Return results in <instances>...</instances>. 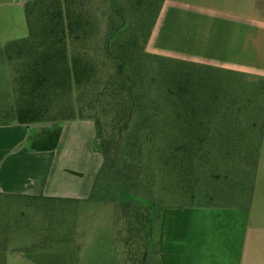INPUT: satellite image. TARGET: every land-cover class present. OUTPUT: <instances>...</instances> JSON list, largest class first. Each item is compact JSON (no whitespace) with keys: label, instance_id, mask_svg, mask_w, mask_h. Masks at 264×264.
Returning a JSON list of instances; mask_svg holds the SVG:
<instances>
[{"label":"trees","instance_id":"1","mask_svg":"<svg viewBox=\"0 0 264 264\" xmlns=\"http://www.w3.org/2000/svg\"><path fill=\"white\" fill-rule=\"evenodd\" d=\"M113 1L97 16L86 0H27L28 36L0 45V64L14 73L11 91H0V126L48 124L31 130L26 147L54 152L62 123L89 120L92 149L102 157L84 200L0 194L6 211L0 233L5 239L22 230L37 236L33 254L46 252L45 241L69 240L70 215L82 202L112 203L130 207L124 218L135 246L129 263L137 264L141 251L142 264L159 218L156 181L167 193L174 175L186 182L196 165L205 178L216 168L220 206L238 205L249 192L264 120V78L220 70L236 76L235 86L220 74L212 79L220 86L209 87L210 75L200 66L146 51L164 0ZM14 251L2 248L0 264ZM51 255L47 261L58 264L59 256Z\"/></svg>","mask_w":264,"mask_h":264},{"label":"crops","instance_id":"2","mask_svg":"<svg viewBox=\"0 0 264 264\" xmlns=\"http://www.w3.org/2000/svg\"><path fill=\"white\" fill-rule=\"evenodd\" d=\"M16 1L0 0V44L28 36L27 0ZM190 16L202 18L200 41L197 32L191 33ZM167 28L172 38L178 29L182 33L167 57L187 61L184 52L193 48L195 36L196 47L201 43L204 56L220 62V70L264 78V0H164L148 51ZM34 127L0 126V194L86 199L102 165L101 155L92 149L93 122L62 123L54 152L28 151L26 139ZM260 133L249 192L238 198V205L162 210L155 225L158 264H264V120ZM208 189L202 197L220 202V181Z\"/></svg>","mask_w":264,"mask_h":264},{"label":"rangeland","instance_id":"3","mask_svg":"<svg viewBox=\"0 0 264 264\" xmlns=\"http://www.w3.org/2000/svg\"><path fill=\"white\" fill-rule=\"evenodd\" d=\"M16 2L18 3L19 1L17 0ZM112 3H114L113 0H110V2L105 0H86V4H88L87 6L89 9L97 16H100L101 12H103L107 6H111ZM190 18L191 20H188V18L186 19L189 23L191 21V25H193L191 27V33L197 32L199 35V39L197 40L200 41L204 36V27L201 26V24H203L201 23L203 22L202 18L196 16H190ZM179 30L181 31V29H178V35H172L174 37L172 38L168 34V28L165 29V33L162 37H159V41L156 40L151 44L150 50L155 54L151 53L150 50L148 51L147 48L146 51L150 55H155L160 58L191 62L200 66L202 68H200L201 72H205L210 75L211 81L208 85L209 87L220 86L217 82L212 80H215L216 78L220 79V74L226 78L234 79L233 83L235 86L236 76L234 78V76L229 73H220V62L212 60L208 55H206V57L204 56V47L200 48L201 43H199L198 47H196L195 36V40L190 43V46H193V48L184 52V55L189 58H186L187 61L167 57V55L171 53V47H173V45L177 47L178 42L181 40L182 33H180ZM104 36L105 35L102 34L100 36V40H103ZM157 44H160L161 48H159ZM194 47H196V49H194ZM213 52L217 53V50H214ZM216 70L218 72L214 75L213 72ZM13 79V70L0 64V91L6 89L10 92ZM5 86L7 88H5ZM241 96H239V101L243 102L239 103V105L244 109L246 101L244 96ZM256 100L258 104L263 102V98L261 97L256 98ZM247 112L248 110L246 113ZM47 126L48 124H39L35 125L34 128L42 129ZM200 166H195L196 172L195 174L187 177L188 182H184L185 180L181 181L178 177L174 178V175L167 193L162 191L161 182H158V180L156 181L157 187L155 191L157 195H155L154 201L156 202L157 198L158 201L161 200V202L158 203L159 205L156 206L157 214H160L162 210L167 207H182L193 204H212L215 202L214 199H204L202 196L204 193L209 191V187H214L216 185V183L213 182L214 179L212 177L216 172V168L214 169V166L209 167L207 171L208 175L205 178L204 175H202L204 174V169ZM76 175L78 176L79 174H75V176ZM141 195L144 198H152L151 195H148V193L145 192ZM5 203L6 202L3 204L5 205ZM215 203L220 202L216 201ZM223 204L227 205L225 202H223ZM122 208L123 207L120 205L112 203L82 202L77 207V210L70 215L69 220L72 219L75 223L74 225L72 224L73 227L71 226L73 230L69 240L61 242L56 241V239L52 242L45 241L46 246L50 247H46L48 249H46V252L41 256L31 252L33 250V246L41 243V240L37 236H27L26 232L22 230L19 233L10 232L8 234L10 237L5 239L0 233V250L4 247L9 248L10 250H15V253L7 255L5 264H56L57 262L53 261V259L47 261L51 258V254H57L59 256L60 260L58 261V264H130L129 261L132 257L130 253L134 251L135 246L133 247L129 241L130 235L127 233L126 220L124 219L130 207L127 206L126 211ZM0 213H2L1 210ZM38 229L39 226L37 227V230ZM60 232L64 231L61 230ZM155 250L156 231L154 229L153 243L148 248V254L146 252L143 254L142 264H158ZM136 254V260L138 261L137 264H139L141 251H136ZM43 255H48V257L44 258L45 261H40V258H43ZM20 258H22V260H19ZM1 262H3V259H0V263Z\"/></svg>","mask_w":264,"mask_h":264}]
</instances>
